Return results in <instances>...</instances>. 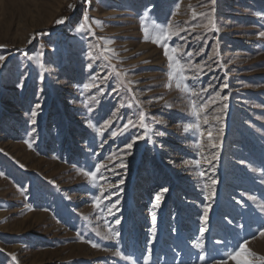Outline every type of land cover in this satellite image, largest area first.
Masks as SVG:
<instances>
[{"label": "rangeland", "instance_id": "374dc122", "mask_svg": "<svg viewBox=\"0 0 264 264\" xmlns=\"http://www.w3.org/2000/svg\"><path fill=\"white\" fill-rule=\"evenodd\" d=\"M262 32L264 0H0V264H264Z\"/></svg>", "mask_w": 264, "mask_h": 264}, {"label": "snow or ice", "instance_id": "6c2138e0", "mask_svg": "<svg viewBox=\"0 0 264 264\" xmlns=\"http://www.w3.org/2000/svg\"><path fill=\"white\" fill-rule=\"evenodd\" d=\"M215 2H216V0H211V3H212V4H215ZM69 7L71 8L72 5H69ZM178 7H179V6H178ZM191 14H192V17H193L194 19H195V18L197 17V15H198L197 12H196V10H195L194 8L191 9ZM199 15L203 16L206 20H208V24H207V25H204V27H208L209 25H211V27H212L213 29H215V24H214L213 21H212V16H211L210 13H199ZM83 21H84V23H82V24L79 25L78 30H82V29H84V28L87 26L88 21H89V17H88L86 14H85L84 17H83ZM64 22H65V21H64L63 18L57 21L58 24H62V23H64ZM97 23H98V22H97ZM171 28H172L171 23L167 24V25L165 26V28H161V30H160V35L157 37V39L153 40V43H158V44H159V43L161 42V40H167V39L170 37V34H171L170 30H171ZM260 35H261V36H264V32L260 33ZM171 51H172L173 53H175L176 49L173 48ZM164 55L167 57V59H168L170 62H172V63L170 64V67L173 66V65H175L176 69H177V70L180 72V74H181V78H183V66L180 64V61H179V60H176V59L174 58L173 55H169V49H168V47H167L166 45H165V48H164ZM187 55H188V56H191L192 53L189 52V53H187ZM2 60H4V57H3V56H0V61H2ZM41 66H42V65H41ZM42 67H43V66H42ZM196 67H197L198 69H200V66H199V65H196ZM201 70H202V69H201ZM168 75H169V79L171 80L173 74L170 72ZM165 86L170 88V87H171V84H167V85H165ZM176 86H177V88H179V87H180V84L177 83ZM85 87H88V86L85 85ZM185 90H187V89H185ZM191 94H192L193 96L197 95V93H196L195 91H193ZM191 103H192V110H193V112L196 114L197 118H199V116H200V112L197 111V108H196V104H195V102L193 101V102H191ZM36 107L39 108L40 105L37 104ZM224 107L226 108L227 105H224ZM32 116H33V117L36 116V112H35V111L32 112ZM32 122L35 123V119H33ZM131 123H132V122L129 121V124H131ZM140 124H141L142 127H145V125H144V114H143V113L140 114ZM127 126H128V125H125L124 127L126 128ZM89 127H91V124L89 125ZM189 127H196V128L198 129L199 125L196 124V125H189V126H186V127H185V131H187ZM97 131H101V130L98 129ZM102 134H103V133H102V131H101V135H102ZM113 135H115V133H113ZM141 138H143V137H141ZM29 147H31V144H29ZM127 147H128L129 149H131V148H132V143H129V144L127 145ZM21 167H23V166L21 165ZM97 171H99V166L97 167ZM82 174H83L84 176L88 177L90 180H95V178H96V177H95V174L92 173V172L85 171V172H83ZM0 175H3V173H0ZM214 183H215V181H213V184H214ZM163 191H167V189H164ZM159 198H160V196H159V194H157V199L159 200ZM97 199H98V198H97ZM97 206H98V205H97ZM155 207H158V205H153V208H155ZM207 216H208V208L206 207V208L204 209V216H203V219H204L205 223L207 222ZM152 218H153V223H155L156 217H155V213H154V212H153V214H152ZM116 223H119V220H117ZM200 231H201V234H203V232L205 231V229H204V228H201ZM259 234H260L261 236H264V229H262V230L260 231ZM113 235H114V236H119V232H115V233H113ZM105 238L107 239L108 237H105ZM247 244H248V241H247V240H243V241L239 242V243L236 245V247L233 249V251L230 252V253L228 254V259H235V260H237V264H253V260H252V259H248V258H246V257H252V256H253V254H252V253L249 251V249L247 248ZM92 246H93V247H97L96 244H93ZM195 246L198 247V248L203 249V244H202V243H201V244H197V245H195ZM115 255H117V256H120V255H121V253L119 252V250H117V251L115 252ZM149 256H150V250H149ZM201 259H203V256L201 257ZM144 264H148V260H147V259H145ZM217 264H227V262H226L225 260H221V261L217 262Z\"/></svg>", "mask_w": 264, "mask_h": 264}]
</instances>
